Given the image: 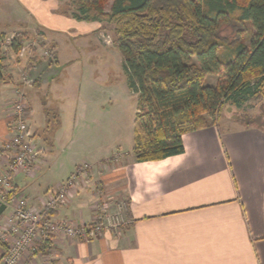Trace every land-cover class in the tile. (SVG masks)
<instances>
[{
  "label": "crops",
  "instance_id": "obj_1",
  "mask_svg": "<svg viewBox=\"0 0 264 264\" xmlns=\"http://www.w3.org/2000/svg\"><path fill=\"white\" fill-rule=\"evenodd\" d=\"M21 2L46 20L37 18L28 29L12 31L8 23L0 22V33L37 32L52 49L50 58L42 63L27 58L26 76L12 72L20 66L12 68L5 62L11 80L0 82V145L8 137L12 104L20 96L30 108L29 134L39 152L35 164L12 176V198L21 196L29 207L41 208L74 176L75 187L69 190L67 201L45 214V219L89 228L96 213L92 202L113 204L122 198L126 211L118 232L106 228L86 237L58 233L47 245L24 253L17 264H264V130L225 120L220 127L184 133V150L174 156L137 162L131 154L132 143L127 151L112 149L108 155L77 161L72 170L65 171L64 152H55V144L67 145L72 135L84 130L81 127L76 132L73 124L71 129L61 125L53 143L39 137L43 119L33 117L32 90L42 85V76L54 64L76 57L64 36L88 37L87 45L106 49L108 45L96 36L101 32L97 21H77L48 0ZM23 49L18 55H8L17 58L24 54ZM20 58L23 56L16 62ZM36 106L44 112L41 104ZM6 158H0V174ZM82 165L89 168L82 170ZM12 210V203L6 206L0 226ZM3 250L0 246V264Z\"/></svg>",
  "mask_w": 264,
  "mask_h": 264
},
{
  "label": "trees",
  "instance_id": "obj_2",
  "mask_svg": "<svg viewBox=\"0 0 264 264\" xmlns=\"http://www.w3.org/2000/svg\"><path fill=\"white\" fill-rule=\"evenodd\" d=\"M66 5L72 11L62 14L77 21L112 25L136 95L131 154L137 162L182 153L184 133L220 127L226 104L237 109L264 96V0H69ZM27 37L16 32L5 45L0 33V82L11 80L5 52L17 55ZM208 76L216 77L214 84L206 82ZM263 114L238 112L235 121L264 130Z\"/></svg>",
  "mask_w": 264,
  "mask_h": 264
},
{
  "label": "rangeland",
  "instance_id": "obj_3",
  "mask_svg": "<svg viewBox=\"0 0 264 264\" xmlns=\"http://www.w3.org/2000/svg\"><path fill=\"white\" fill-rule=\"evenodd\" d=\"M48 1H51L55 5L58 4L60 11H72V8L66 5L69 0ZM106 10H109V5L106 6ZM37 18L40 19V22L43 19L46 20L41 13L38 16L33 15L22 4L21 0H0V22L8 23L11 27L9 28L10 31L19 29L20 27L28 29L29 26H33L39 21ZM99 30L101 32L98 31L96 36L106 42L105 44L108 45V49L100 47L98 44L87 45L86 40H88V37L71 38L70 36H64L66 44L74 48L76 57L64 58L62 65L54 64L42 76V85L32 90L35 96V98L33 97L34 102H30L33 117H37L38 115L43 119V127L39 130V137L53 143L54 133L61 125L64 128L69 127L71 129L73 124L76 132L81 127L84 130L80 134L75 133L72 135L70 143L63 145L64 147L62 144L57 145L54 142L55 152H64L61 160L63 158L62 165L67 172H69V169H73V163H77V161L102 157L110 154L111 150L116 148L127 151L133 143L136 95L129 89L128 74L114 43L112 25L103 22ZM10 31H7L6 38L4 39L3 44L5 45L8 44L10 38L15 34L14 31ZM228 31L225 30L223 34ZM17 32L28 33V37L23 40L22 47L24 46V54L20 55L23 58L19 60L21 64L18 65L19 61L16 62V59L20 56L15 58V55L12 53L8 55V50L7 52L3 50V52L6 55L5 62L10 65L9 67L20 66L19 71L12 69V72L16 73V75L19 73L25 75L24 68L26 61H28L27 58H29V61H32L31 63H35L37 60H40L39 62L42 63V60L50 58L48 53L51 52L52 48L44 41L43 36L37 32ZM84 42H86V45ZM222 55L228 57L225 51ZM215 80V76H208L206 78V82L209 84H214ZM37 104H41L44 112L41 113L39 111L40 108L36 106ZM78 108L79 110L76 112ZM28 109L30 114V108ZM238 112L247 113L251 116L264 113V96L252 98L237 109L226 104L223 110L224 120H235ZM262 119H264V114ZM57 164H60V162ZM80 168L86 170L89 167L82 165ZM73 186L74 183L70 189ZM92 203L93 209L96 210L94 214L95 219L97 222H100L99 224L103 225L99 233L106 230V228L114 229V231L118 232L120 225L115 227L107 225L108 222L105 218H109L110 222H113L119 212L121 213V210L118 211L119 204L122 206V212H125L124 206L126 203L124 202V198L113 204L111 202ZM112 205L115 206L113 207ZM9 207L10 204H8ZM45 210L52 211L53 209L47 208ZM3 225L0 226V231ZM5 250L6 246L4 245L3 251L5 252Z\"/></svg>",
  "mask_w": 264,
  "mask_h": 264
},
{
  "label": "built area",
  "instance_id": "obj_4",
  "mask_svg": "<svg viewBox=\"0 0 264 264\" xmlns=\"http://www.w3.org/2000/svg\"><path fill=\"white\" fill-rule=\"evenodd\" d=\"M28 115L27 104L19 96L12 104L11 117L7 122L8 137L0 145V158L7 156L3 172L0 174V201L6 205L12 203L13 208L0 231V244L6 246L5 252L2 253L3 264H17L24 253H32L39 247L47 245L55 234L86 237L89 232L98 234L103 226L97 222L87 228L83 225L44 218L45 209H54L66 201L69 189L74 183V176L68 178L49 196L42 206L43 209L29 207L25 198L21 196L6 198L12 188V176L27 171L38 160L39 152L29 134ZM124 207L126 211V204ZM120 210L121 213L119 212L113 222L105 218L107 225L115 227L124 222L125 212H122V206L119 204L118 211Z\"/></svg>",
  "mask_w": 264,
  "mask_h": 264
},
{
  "label": "water",
  "instance_id": "obj_5",
  "mask_svg": "<svg viewBox=\"0 0 264 264\" xmlns=\"http://www.w3.org/2000/svg\"><path fill=\"white\" fill-rule=\"evenodd\" d=\"M6 204L2 201H0V215L2 214V212L6 209Z\"/></svg>",
  "mask_w": 264,
  "mask_h": 264
}]
</instances>
